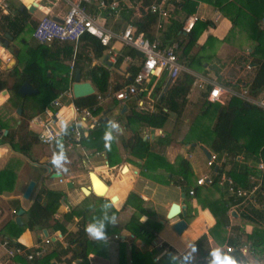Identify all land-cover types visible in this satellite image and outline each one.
Wrapping results in <instances>:
<instances>
[{
	"label": "crops",
	"instance_id": "obj_1",
	"mask_svg": "<svg viewBox=\"0 0 264 264\" xmlns=\"http://www.w3.org/2000/svg\"><path fill=\"white\" fill-rule=\"evenodd\" d=\"M24 1L25 3L10 1L6 14L0 12V40L2 41L3 48V52L0 55L1 78L14 67L20 70L23 61H21V59L18 61L16 57L22 55L27 45L32 47L37 45L41 46L31 38L32 30L37 21L43 17L60 20L67 11V5L62 2L51 4L48 1H43L40 9H34L31 6L33 5L32 0ZM116 1L118 2V10L117 15L114 17H104L102 11H97L95 9V1L91 2L88 7V12L97 14L102 19L103 26L106 30L112 33H118L126 24H130L134 27L131 23L122 21L121 18H119L120 11L123 9L128 10V12H131L130 21L139 23L145 28V34L148 40H154L161 46L174 41L181 44L177 61L182 67V71L174 80L178 79L180 74L184 72L194 78L193 85L179 112L178 123L175 121V116L169 114L162 129L142 128L140 130L142 140L147 141L149 145L152 146L149 151L150 153L142 159H136L128 155L125 142L129 137V133L124 129L123 120L120 117L123 113H126L128 105L132 100L135 101L137 110L141 109L149 113L154 111L156 98L152 96V92L155 87L160 83L162 91H164L174 82V80L171 82L167 81L165 76L158 72L143 83L140 95L129 97L122 101L106 98L98 104L99 110L95 109V112L98 113V117H100L99 120L104 118L112 123V144L118 153V161L112 166L108 165L101 143L97 140L80 143V146L73 147L70 150H65L62 146L60 153L64 154L65 159L59 164L54 163V157L58 155L54 147L55 141L60 138L61 134L50 145L43 146L37 143L34 135L37 134L40 129L35 124L31 123V120L36 116L28 122L27 142L31 143L28 145V157L13 150L7 142L1 143L0 238L6 239L9 242V248L17 247L22 250V254L17 256L18 258H26L27 255L39 258L51 253L50 264H117L118 242H120L125 246L124 253L126 256L129 253L131 245L139 250H150L151 247H154L156 249L154 260H157L168 249L174 254H184L196 239L201 235H207L208 230L215 224L210 212L207 209H202L196 203L194 197H188L185 194L184 199H181L180 196L177 198L173 196H163L164 193L162 189L167 186L173 187L180 195L183 193L180 188L175 185L177 181L175 177L169 180L168 185L156 183L149 178L153 177L159 180L169 178L165 167L173 164L178 158H181L189 164L192 172L193 186L190 188L209 187L213 184L195 186V180L199 177L210 175L211 178H213L212 175L216 168L209 169L205 165L203 166L200 161V155L205 157L202 152L203 149L206 150L207 153L211 151L199 142L195 145H188L181 144L180 140L187 132L191 121L196 115H203L207 107H223L226 102L225 99L230 95L222 94L217 104H206L203 100L204 105L202 106L200 95L202 93L206 94L209 89V86L202 83L203 81H210L223 89L235 93L242 88L246 90L245 86L251 81L254 71L252 67L246 69V66H250L249 58L247 57L250 51L249 42L242 33L237 32H233L229 41H224L231 25L228 20L220 15L217 9L207 3L196 2L194 12L190 15H187L182 8H176L173 5L167 6V17L159 21L155 18L152 22V19L147 16L148 5L146 4L150 2V0H137L134 5L128 0ZM153 2L154 0H151L149 4ZM21 14L22 16H19ZM36 14H39L38 18L34 17ZM192 16L196 17L198 21L209 23V26H207L197 38L194 47L187 56V58H191L192 56L199 57L202 64L200 70L192 67L188 68L186 65L189 63L188 60L181 59L182 48L185 47L187 39L182 34L171 37L172 21H176L182 25L187 18ZM22 17L25 18L23 22L21 19ZM7 19L12 23V28L8 29L6 27ZM17 27L22 28L19 33H16ZM261 29L264 30V20L262 21ZM123 47L125 46H122L117 41L111 42L110 47H106V51L102 58L96 62L92 61L91 65L95 63L108 68L111 67L115 63V59ZM132 50L138 53L136 50ZM138 54L141 57V54ZM71 60V63H73V58ZM129 62H131L130 58L124 57L119 70H121L124 65L129 64ZM243 64L244 66L242 67ZM69 65L70 63L67 64V62H65L61 67L55 65V69L58 70L61 68L66 70L68 68L69 74ZM11 82L10 79H7L8 87L11 85ZM79 82H81L80 75ZM83 82L89 83L87 80ZM200 84L204 86L202 88L198 87ZM108 89L114 92L110 86L107 87V90ZM94 94L93 90L92 95ZM55 99L60 101V108L57 110L50 109L51 113H56V116L55 120H53L49 126L52 129L58 130L67 126L72 119L71 107L74 105L72 102L71 88L69 87L66 92L60 93ZM62 99L65 104L62 102ZM14 101L9 99L7 91H4L3 94L2 92L0 93V140L1 137L5 136L8 132L11 133L14 131L16 126L20 123V108L17 114V108L13 106V103H15ZM138 102L141 103L142 107L137 105ZM37 116L43 120L48 119V114L44 113V110ZM113 124H116V126ZM168 133L171 139L166 146L160 147L153 144L157 139H163ZM15 141L16 140L13 142ZM83 159L85 160L82 162ZM243 166L252 168L255 166V163L249 158L244 159L238 157L236 159V164L226 159V164L223 167L224 170L228 172L230 170L238 171ZM89 173H94L107 187V193L103 198H106L108 201L111 196H115L116 198L113 203H109L117 212L116 217L118 222L115 226L110 225L109 227L115 228L117 233L114 235H107V242H102L103 245L100 248L97 249L96 247H92L85 261L74 260L69 263L70 247H68L66 239L69 234L75 233L77 228H79L80 219L73 218L71 221L65 223L62 216L67 211L76 208L90 195L94 194L92 191L93 194L86 196L81 192V187L91 192V184L87 175ZM142 173L144 175H142ZM52 174H59V178H51ZM59 180L61 181L59 182ZM30 181L34 182V188L28 198L24 199L22 195L26 185ZM67 184H71V186L68 188ZM216 184L223 191L219 182ZM44 191H58L63 194V197L59 200V206L52 216V220L49 222L46 229L34 231L24 229L23 225L26 220L25 213L30 205L34 201H40L45 205L46 199ZM130 192L141 199V208L147 213V215H141L139 222L149 219L159 223L161 226L160 230L154 235L151 245L146 246V248L139 239H135L124 228V225L129 221L134 212L132 207L124 206L126 197ZM224 198L226 201H230L225 193ZM173 204L182 205L185 210L184 221L186 228L179 235H176L171 230L170 226L181 219V217L171 220L166 217L170 206ZM229 206L230 205L227 207L226 213L228 216V225L225 228L226 238L232 239L236 234H240V231H242L241 243L247 244L250 248L254 247V245L252 246L246 243L243 237L249 235L253 227L251 224L242 222L240 219L242 216H251L248 209H246V213L248 212L247 215H243L245 209L229 208ZM18 210H21V214L19 215L20 224L16 223ZM88 225L89 223L87 222L84 224V231ZM172 234L175 235V237L172 236ZM86 236L89 241H95L91 239L87 233ZM114 236H116L117 239H115ZM45 238L49 239L50 242L48 244L43 243V239ZM11 243L12 245L17 244V246H12ZM208 244L209 250L218 247L209 237ZM223 245L227 244L225 243ZM256 246L261 249V254L264 255V240ZM61 251H63V253L67 252V254L64 255L60 253ZM15 257L16 256L12 258L9 257L6 249L0 247V264H19L15 262ZM239 257L240 260L238 264H248L249 261L253 259L250 250L245 256L240 255ZM257 262L251 264H259Z\"/></svg>",
	"mask_w": 264,
	"mask_h": 264
},
{
	"label": "trees",
	"instance_id": "obj_2",
	"mask_svg": "<svg viewBox=\"0 0 264 264\" xmlns=\"http://www.w3.org/2000/svg\"><path fill=\"white\" fill-rule=\"evenodd\" d=\"M134 5L137 0H128ZM155 1V0H154ZM151 2V0H150ZM147 2L146 5H149ZM196 2H203L211 5L220 13V15L229 21L231 28L228 31L224 41H229L233 32L242 33L249 42V65L254 69L251 81L245 86L247 95L251 98H258L264 93V30L261 29L262 21L264 20V0H180L173 4L176 8H182L187 15L194 12ZM121 8V7H120ZM122 10V9H121ZM148 11V9H147ZM19 16H22L19 15ZM119 18L134 25L137 31L143 32L145 37V28L139 23L130 21L131 12L122 10L119 13ZM148 18L155 20V17L149 12ZM22 22L25 20L21 18ZM149 22L151 24V21ZM11 22L6 23V27L12 28ZM209 26L208 22L196 21L192 29L185 38L187 39L185 47L182 51L181 59L188 60L187 67L202 68L199 57L192 56L187 58L189 52L194 47L197 38ZM181 24L172 21V36L181 35ZM22 30L21 27L16 28V33ZM106 48L101 46L98 40L83 36L80 38L77 46L74 47L68 43H50L41 46L25 47L22 55L16 57L18 61H23L20 70L16 67L12 68L5 76H0V93L7 91L9 99L14 101L13 106L20 108V123L15 130L1 137L0 144L7 142L10 147L16 152L28 157L27 128L28 122L38 114L42 113L49 103L57 98L60 93H64L71 88L74 78V71L78 70L81 82L88 81L94 90V95L86 98L73 99V105L77 108H92L95 106L99 110L96 96H103L107 87L110 86L115 92L128 86L133 77L136 75L141 65V57L138 53L130 48L123 47L119 55L115 59V63L111 67L91 62L98 61L102 58ZM124 57H129L131 62L124 65L121 70ZM73 58V72L68 76V68L66 70L59 68L55 69V65L62 66L63 63H71ZM91 65V66H90ZM67 66V65H66ZM121 71V72H120ZM121 73V74H119ZM7 79H10L11 85L7 86ZM27 82L37 92L31 96L21 97L17 90L19 86ZM194 78L187 73H181L180 77L164 91H162L159 83L152 92V96L156 98L155 109L152 113L143 110H137L135 101L132 100L127 108L126 113L121 115L123 127L129 133L126 140L125 148L129 156L136 159L144 158L152 146L147 141L142 140L140 130L142 128L162 129L169 117V114L175 116V121L178 123L179 112L188 95ZM43 94V100L36 103L34 100L39 99ZM261 94V95H260ZM205 93L200 95L202 106ZM259 95V96H258ZM30 101V102H29ZM223 107H207L203 115H196L191 124L181 138V144L195 145L197 142L205 145L211 152L221 155L236 164V159L242 157L249 158L255 164H262L261 170H256L255 167L243 166L238 171L230 170L225 172L232 180L233 184L238 187H244L248 183V177L254 176L259 179V187L255 191V201L259 208L249 209L250 217L242 216V222H247L252 225V231L249 235H245L244 241L254 247L250 248L253 258L261 255L259 245L264 240V111L255 107L252 104L245 102L239 97L229 95L225 99ZM201 106V108H202ZM29 114H27L26 112ZM65 130L61 131L60 138L55 141V151L60 153V149L64 146L66 139ZM110 136V140H105V137ZM36 134L34 135V137ZM170 134H166L163 139H157L153 144L155 146H166L170 141ZM16 140L15 142H13ZM100 141L103 151L106 156V161L109 166H112L118 161L117 150L113 147L112 141V123L104 118L99 121L96 128L84 132L81 136L80 143L90 141ZM169 178L159 180L150 177L149 179L160 184L168 185L169 180L173 177L177 179L175 185L187 195L188 189L193 186V176L189 164L181 158H178L173 164L165 167ZM221 170L218 169L213 175L212 185L209 187H194V198L196 203L202 208L207 209L212 215L215 224L208 230L207 235H201L194 241L198 248V256L196 264H206L203 261L206 253L209 252L208 237L218 247L223 244L230 245L234 252L233 256L239 263V254L235 251L242 243V231L236 234L234 238L227 239L225 228L228 225L227 207L230 201L224 198V190L222 191L217 186V181ZM1 174V172H0ZM142 175H144L142 173ZM94 173H91V186L95 183L105 184L96 178ZM180 179V180H178ZM46 203L43 205L40 201H34L26 211V220L23 225L24 229L29 231L46 229L52 216L59 206V200L63 194L58 191H44ZM86 195V192L84 193ZM142 201L138 196L129 193L124 202V206H129L134 209L129 221L124 225V228L135 239H139L143 245L150 246L154 235L160 230V224L146 219L139 222L142 214L147 215L141 208ZM117 212L111 207L109 201L103 197H95L90 195L86 200L80 203L76 208L67 211L63 214V221L69 222L73 218H79L80 222L73 234H69L66 239L68 247H70L69 263L74 260L85 261L86 256L91 251L92 247L100 248L103 244L100 241H89L84 231V224H96L99 226L101 222L107 225V235L117 233L115 228H110L105 217H111ZM12 245V243H11ZM17 246V244H13ZM12 245V246H13ZM124 244L118 242V258L117 264H183L184 254H174L170 249L166 250L163 255L154 260L156 249L151 247L150 250H139L134 246H130L128 255L124 253ZM190 251V248L187 250ZM60 253L66 255L67 252ZM24 258V259H23ZM51 253L36 258L31 257L28 261L25 257H15V262L19 264H50ZM67 260V261H68Z\"/></svg>",
	"mask_w": 264,
	"mask_h": 264
},
{
	"label": "built area",
	"instance_id": "obj_3",
	"mask_svg": "<svg viewBox=\"0 0 264 264\" xmlns=\"http://www.w3.org/2000/svg\"><path fill=\"white\" fill-rule=\"evenodd\" d=\"M10 1L23 3V0H0V12L6 14ZM43 1H48L51 4L62 2L67 5V11L60 18L59 22L54 21L50 17H43L37 21L31 33V38L36 43L40 45L50 43H68L72 44L75 50L80 38L86 35L98 40L99 44L105 48L110 47L111 42L117 41L122 46L134 49L141 54V65L136 75L133 77L131 84L115 92H111L108 89L103 96L97 95L96 100L98 104L106 98H113L116 101H122L129 97L140 95L143 83L156 72L162 73L166 80L171 82L182 71V67L177 61L178 54L181 49V44L178 42L174 41L161 46L154 40H148L143 32L137 31L130 24H126L120 32L112 33L104 28L103 21L97 14L88 12V7L91 2L95 1V9L97 11H102L104 17H114L117 15L118 10V2L116 0H32L33 5L31 6L34 9H40ZM179 1L180 0H155L153 3L148 5L147 9L148 12L153 15L157 21H159L167 17V6H172ZM196 21L197 18L192 16L187 18L182 23L180 31L184 37L190 32ZM2 52V41L0 40V55ZM249 67L250 66H246V69H249ZM72 72V63H70L68 76H70ZM202 83L209 86V89L204 97V102L206 104H217L220 101L222 94H230L239 97L245 102L264 111V93L258 98H251L247 95L244 88L235 93L227 89H223L222 87L207 80ZM203 86L202 84L198 85L200 88ZM137 105L142 107L140 102H138ZM59 108L60 101L58 99H54L49 103V107L44 109V113L48 114L47 120H43L39 116H36L31 120V123L35 124L40 129L35 136V140L40 145L44 146L52 144L62 133L61 131L65 130L66 139L63 149L70 150L73 147L80 146L81 136L84 132L96 128L99 125L100 117H98V113L95 112V107L81 109L76 106H72V119L70 123L63 129H52L49 124L55 120L56 113H51L50 109L57 110ZM113 125L116 126V124ZM84 160L85 159H83L82 162ZM225 164L226 158L221 155L218 156L214 152L208 153V157L205 159V166L207 168H216L215 172L218 169L221 170L217 182H219L224 190V193L230 200L229 208H239L240 210L245 209L243 215H247L248 212L246 213V209L249 210L259 208L255 201V191L259 187V179L254 176H249L247 179L248 183L245 187L235 186L232 180L225 173L226 171L223 167ZM254 167L256 170H261L262 164L258 162ZM215 172H213V175H216ZM212 179L213 178H211L210 175L199 177L195 180V186L211 184L213 182ZM60 181L61 180H59V182ZM187 196H194L193 188L188 189ZM114 238L117 239L116 236H114ZM49 242L48 238L43 239L44 244H48ZM0 247L5 248L7 255L11 258L22 254V250L17 247L9 248V242L3 238H0ZM221 247L228 254L234 252V249L230 245H223ZM249 250L250 247L247 244L242 243L235 251H237L239 255L245 256ZM208 253H206L203 258L205 263L206 259L210 258ZM26 259L30 260L31 256L27 255Z\"/></svg>",
	"mask_w": 264,
	"mask_h": 264
},
{
	"label": "water",
	"instance_id": "obj_4",
	"mask_svg": "<svg viewBox=\"0 0 264 264\" xmlns=\"http://www.w3.org/2000/svg\"><path fill=\"white\" fill-rule=\"evenodd\" d=\"M53 20L56 21V22H59V20H55V19H53ZM36 92L37 91L35 89L31 88V86L27 82H23L19 86V88L17 90V93L20 96H23V97L24 96L34 95V94H36ZM3 93H4V91L2 92V94ZM92 94H93V89H92L91 85L89 83H87V82H79V71L76 70L75 73H74L73 83L71 85L72 98L73 99H81V98L89 97ZM16 113L17 114L19 113V108H17ZM202 152H203L204 156L207 158L208 157V153L206 152V150L203 149ZM90 174L91 173L88 174V178H89ZM51 178H59V174H52ZM89 180H90V178H89ZM70 186H71V184H67L68 188ZM33 188H34V182H32V181L28 182V184L25 187V190L23 192L22 197L24 199H27L28 196L30 195V193L32 192ZM84 191L87 192L86 196L89 195V194H93L92 192H89L88 189H86L84 187H81V192L83 193ZM94 196H96V195H94ZM96 197H99V196H96ZM184 197H185L184 193H181L180 198L184 199ZM115 200H116L115 196L109 197V202L110 203H113ZM20 214H21V210H18L17 218H16V223L17 224H20V220H19V215ZM166 217H167V219H170V220L174 219V218L181 217V219L177 220L176 222H174L171 225V229L176 235L181 234L182 231L186 228V224H185V221H184V218H185L184 206L175 205V204L171 205L169 210H168V213H167ZM43 234L46 237V234H45L44 231H43Z\"/></svg>",
	"mask_w": 264,
	"mask_h": 264
},
{
	"label": "clouds",
	"instance_id": "obj_5",
	"mask_svg": "<svg viewBox=\"0 0 264 264\" xmlns=\"http://www.w3.org/2000/svg\"><path fill=\"white\" fill-rule=\"evenodd\" d=\"M110 139L111 137L106 135L105 140L107 141ZM64 159V154L60 153L54 157L53 162L59 164ZM105 219L107 220V224L112 226H115L118 222L115 213H113L111 217L106 216ZM106 229L107 225L101 222L99 226L96 224H89L85 231L91 239L100 242H107L108 236ZM198 252L199 250L193 242L190 245V251H186L183 255V264H196ZM208 256L210 258L206 259V264H238L237 260L233 256L226 253L222 247L210 250Z\"/></svg>",
	"mask_w": 264,
	"mask_h": 264
},
{
	"label": "rangeland",
	"instance_id": "obj_6",
	"mask_svg": "<svg viewBox=\"0 0 264 264\" xmlns=\"http://www.w3.org/2000/svg\"><path fill=\"white\" fill-rule=\"evenodd\" d=\"M23 2L25 3V1L23 0ZM35 18H38L39 17V14H36L34 15ZM24 37V35H23ZM184 47L182 48V51H183ZM244 66V64L242 65V67ZM30 100H34L36 103H38V101H42L43 100V94H41L40 98L38 99H30ZM65 100V99H64ZM30 102V101H29ZM62 102H63V99H62ZM65 104V102H63ZM29 114V113H27ZM201 158H200V161L201 163L203 164V166L205 165V157H203V155H200ZM98 179V178H97ZM92 191L94 193V195L96 196H99V197H103L105 196L106 192H107V187L106 186H103L102 184L100 183H95L94 185H92ZM86 191H84L83 193H85ZM162 192L164 193L163 196L166 197V196H173L174 198H177L180 196V193L177 192L173 187L171 186H167L166 188L162 189ZM87 193V192H86ZM167 216V214H166ZM176 219V218H174ZM171 228V226H170ZM172 230V229H171ZM172 236L175 237V235L172 234ZM263 256V257H262ZM254 259V260H253ZM249 261V263H259V264H264V255H260L258 256L257 258H253ZM248 263V264H249Z\"/></svg>",
	"mask_w": 264,
	"mask_h": 264
},
{
	"label": "bare ground",
	"instance_id": "obj_7",
	"mask_svg": "<svg viewBox=\"0 0 264 264\" xmlns=\"http://www.w3.org/2000/svg\"><path fill=\"white\" fill-rule=\"evenodd\" d=\"M96 173V172H95ZM88 175V174H87ZM90 181V180H89ZM91 184V183H90ZM90 190H91V192H92V186L90 185ZM107 193V192H106Z\"/></svg>",
	"mask_w": 264,
	"mask_h": 264
}]
</instances>
